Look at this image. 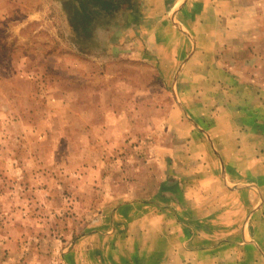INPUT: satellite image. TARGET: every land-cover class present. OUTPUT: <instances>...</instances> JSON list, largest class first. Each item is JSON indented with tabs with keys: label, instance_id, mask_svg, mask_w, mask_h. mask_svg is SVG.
<instances>
[{
	"label": "rangeland",
	"instance_id": "rangeland-1",
	"mask_svg": "<svg viewBox=\"0 0 264 264\" xmlns=\"http://www.w3.org/2000/svg\"><path fill=\"white\" fill-rule=\"evenodd\" d=\"M170 1L0 0V264H110L113 247L123 251L119 264L129 263L144 227L131 226L130 235V223H115L117 205L153 201L171 167L188 168L175 157L188 145L179 137L212 144L198 121L202 94L187 109L175 91L179 68L203 75L211 34L215 74L227 69L234 82L264 88V0H252L257 22L245 30L232 26L250 20L233 12L245 0H217L218 34L201 29L197 0L177 14L184 0ZM184 21L195 28L192 39L177 29ZM226 185L242 191V245L261 250L251 235L264 240V184L251 186L249 209L250 184ZM93 245L100 253L76 256ZM256 257L249 248L241 261L219 264L264 263Z\"/></svg>",
	"mask_w": 264,
	"mask_h": 264
},
{
	"label": "crops",
	"instance_id": "crops-1",
	"mask_svg": "<svg viewBox=\"0 0 264 264\" xmlns=\"http://www.w3.org/2000/svg\"><path fill=\"white\" fill-rule=\"evenodd\" d=\"M176 1L170 2L174 4ZM193 1L184 0L176 9V14L183 7L193 4ZM216 1L197 0V4H201L204 11L201 29H213L218 34L219 15L215 12L219 10ZM242 2L239 0V4ZM234 3L237 4V1ZM243 5L246 9L239 7L240 10L234 9L233 12L239 18L249 17L246 14H251L252 18L246 22L232 24L234 30L247 29V22L251 20L257 22V4L252 0H245ZM219 12L223 13V10ZM237 16L226 18L235 20ZM220 20H223L222 17ZM211 22H214L213 27L210 26ZM183 23L184 25H178L177 29L184 30L187 39H192L188 29L193 31L195 28L189 22ZM240 37L243 40L248 39L243 35ZM207 46L210 55L203 60V75L201 71L190 70L193 65L187 69L179 68L175 75L178 78L175 91L177 94L186 95L187 109H193L195 96L202 94L205 119L198 121L208 126V141L212 144H207L198 136H190L193 138L189 141L179 137L178 141L183 140L188 145L181 149L182 151H176L175 157L187 159L185 167L188 168L175 170L171 167L168 180L158 188L160 190L153 201H126L117 205L113 211L115 223H130V229H125L130 235H134L136 231V228L131 226L138 224L144 227V235L139 233L142 238L139 237V247L131 252L128 264H219L227 263L228 259L236 263L237 259L242 260L243 253L248 252L249 248L251 256H257L259 263L261 257L264 258V240H258L261 239L259 235L251 236L261 245V250L254 247L253 242L242 245L246 239V229L242 225V191L236 187L228 188L226 185L246 182L250 187L256 184L259 188V184H264V148L261 146L264 144V130H259V127L264 129V88H259L253 82L242 84L241 79L239 83L234 82L237 77L227 69L222 70L221 74L218 71L220 76H217L215 70H212L217 63L213 53L215 43L212 34ZM194 59L195 57L187 61L191 64ZM200 77L203 78L202 84L197 81ZM184 78L190 80L187 86L181 84ZM207 95L210 103L206 105ZM216 98L222 100L217 107L218 111L221 110L220 113L214 112ZM164 190V193L170 196L162 195ZM251 190L252 187L247 191V209L256 204L254 192ZM215 198L219 209L211 207L210 200ZM227 204L232 208L227 210ZM257 226L258 224L254 225V231H257ZM98 248L94 245L85 248L80 246L75 249L76 256H82L83 251L93 250L94 255L98 254ZM109 250L113 252V256L108 252L112 260L110 264H119L118 258L123 251L114 247ZM76 262L84 264L82 259H76Z\"/></svg>",
	"mask_w": 264,
	"mask_h": 264
}]
</instances>
